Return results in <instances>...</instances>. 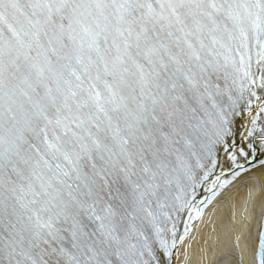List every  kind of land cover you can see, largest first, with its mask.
Wrapping results in <instances>:
<instances>
[{
    "label": "snow or ice",
    "instance_id": "snow-or-ice-1",
    "mask_svg": "<svg viewBox=\"0 0 264 264\" xmlns=\"http://www.w3.org/2000/svg\"><path fill=\"white\" fill-rule=\"evenodd\" d=\"M257 169L264 0H0V264H190ZM251 198L200 264H264Z\"/></svg>",
    "mask_w": 264,
    "mask_h": 264
},
{
    "label": "bare ground",
    "instance_id": "bare-ground-1",
    "mask_svg": "<svg viewBox=\"0 0 264 264\" xmlns=\"http://www.w3.org/2000/svg\"><path fill=\"white\" fill-rule=\"evenodd\" d=\"M257 174L260 175L259 179L261 180V184L264 187V175H261L260 170L258 169ZM246 181H243L241 183H239V185L236 186L235 188V197L230 198L229 200H225V201H221L220 202V208L218 209L216 212V218H217V231L214 234H211L212 236H214V238H216L217 236L219 237V244L220 247L223 248L225 246H230L233 240V233L231 231V227L230 224L232 222V220L230 221V219H232L231 217V205L235 204V211H236V223L239 226L241 223V216H240V210L241 208H244V202L246 199H248V196H246V192H245V186H248V190H251L252 192V198L250 201V209L252 210L253 213L256 214L257 211V207L260 205V201L262 200V193H263V189L257 191V182L255 180L252 179H248ZM207 234V231H206ZM242 243H243V239H242ZM212 245V244H211ZM193 260V261H192ZM190 262L191 264H200V253L198 252L197 254H194V257Z\"/></svg>",
    "mask_w": 264,
    "mask_h": 264
}]
</instances>
